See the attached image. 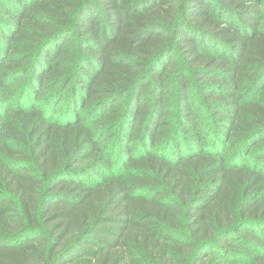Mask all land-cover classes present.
Segmentation results:
<instances>
[{"label":"trees","instance_id":"trees-1","mask_svg":"<svg viewBox=\"0 0 264 264\" xmlns=\"http://www.w3.org/2000/svg\"><path fill=\"white\" fill-rule=\"evenodd\" d=\"M0 264H264V0H0Z\"/></svg>","mask_w":264,"mask_h":264}]
</instances>
